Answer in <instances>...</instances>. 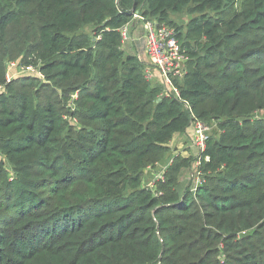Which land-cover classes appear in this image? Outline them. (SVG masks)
<instances>
[{
	"label": "trees",
	"instance_id": "16d2710c",
	"mask_svg": "<svg viewBox=\"0 0 264 264\" xmlns=\"http://www.w3.org/2000/svg\"><path fill=\"white\" fill-rule=\"evenodd\" d=\"M137 15L175 30L179 98L123 49ZM0 88V264H264V0H0ZM195 119L202 183L178 155L147 188Z\"/></svg>",
	"mask_w": 264,
	"mask_h": 264
},
{
	"label": "built area",
	"instance_id": "2783aa9c",
	"mask_svg": "<svg viewBox=\"0 0 264 264\" xmlns=\"http://www.w3.org/2000/svg\"><path fill=\"white\" fill-rule=\"evenodd\" d=\"M143 21L145 28V57L148 61L149 68L146 70V77L149 81L159 79L163 85V93L161 96L165 97H180V90L177 86L181 84L186 75L185 64L187 58L185 57L182 46L177 39L176 32L173 28L166 25H159L156 21L144 20L140 16H136ZM124 37L128 34L126 30L123 32ZM36 68L19 66L17 62H9L7 81L10 82L15 76L22 73H36ZM43 78L42 74H39ZM1 89V88H0ZM193 142L198 148L199 158L195 163V172L197 173V184L202 183L200 177L199 167L202 154L206 151L207 140L211 128L200 120H194L192 124ZM208 160V159H207ZM173 159L168 163L158 164L152 170L153 179L147 183L146 187H153L155 182L164 181L165 174L171 166Z\"/></svg>",
	"mask_w": 264,
	"mask_h": 264
},
{
	"label": "rangeland",
	"instance_id": "374dc122",
	"mask_svg": "<svg viewBox=\"0 0 264 264\" xmlns=\"http://www.w3.org/2000/svg\"><path fill=\"white\" fill-rule=\"evenodd\" d=\"M190 16L184 12L181 15H176L173 17V20L176 22L177 26L182 27L183 29L186 28L188 22H189ZM126 32L128 34L127 37H125V42L123 49L127 53H134L136 55L142 56L144 58L145 56V28L143 21L139 18H135L134 23L132 25L128 26L126 29ZM93 31V27H86L84 32L91 34ZM257 117L264 118V111L259 112ZM190 133L193 132L192 127L188 130ZM211 136L219 137V131L217 128L216 123L211 124ZM173 147L171 148V154L169 155V160L173 159L175 157V152H180L179 154H184L187 158H192L194 161L192 163V168L183 170L179 179V192L183 193L186 189H191V187H195L197 184V173L195 172V163L199 158V151L195 147L192 146L191 139L189 136H182L179 138H176L173 140ZM180 147V149H178ZM193 148V149H192ZM195 149V150H194ZM177 156V155H176ZM153 173L152 170H149L146 174V182L150 183L153 179Z\"/></svg>",
	"mask_w": 264,
	"mask_h": 264
},
{
	"label": "crops",
	"instance_id": "0c3cea01",
	"mask_svg": "<svg viewBox=\"0 0 264 264\" xmlns=\"http://www.w3.org/2000/svg\"><path fill=\"white\" fill-rule=\"evenodd\" d=\"M188 130H189V129H188ZM188 130H187L186 133H184V134L176 135L175 138H174L173 140H175L176 138L182 137V136H189L190 139H191L192 146L194 147V145H193L194 142H193V137H192V136H193V132L190 133ZM172 142H173V141H172ZM172 142H171V144H170V147H171V148L173 147V143H172ZM195 147H196V146H195ZM195 147H194V148H195ZM196 148H197V147H196ZM178 149H180V147H178ZM192 149H193V148H192ZM197 149H198V148H197ZM194 150H195V149H194ZM179 153H180V152H175V154H176L177 156H178V155H181V154H179ZM184 154H185V153L182 154V157L187 158L186 156H184ZM176 155H175V156H176ZM191 168H192V167H191Z\"/></svg>",
	"mask_w": 264,
	"mask_h": 264
}]
</instances>
